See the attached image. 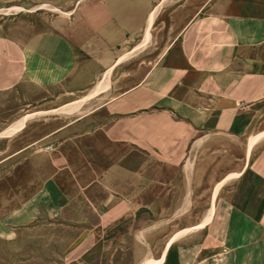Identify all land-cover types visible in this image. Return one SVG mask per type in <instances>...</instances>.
I'll return each mask as SVG.
<instances>
[{"label":"crops","instance_id":"1","mask_svg":"<svg viewBox=\"0 0 264 264\" xmlns=\"http://www.w3.org/2000/svg\"><path fill=\"white\" fill-rule=\"evenodd\" d=\"M184 5L0 28V93L24 102L0 124V264H264V12Z\"/></svg>","mask_w":264,"mask_h":264},{"label":"rangeland","instance_id":"2","mask_svg":"<svg viewBox=\"0 0 264 264\" xmlns=\"http://www.w3.org/2000/svg\"><path fill=\"white\" fill-rule=\"evenodd\" d=\"M77 0H0V28L6 26V22L12 21H26L32 24V28L41 29L53 21L55 16L65 18L74 3ZM185 5L182 7L183 14L190 17L199 10H217L227 9L232 13L237 14H261L264 12V0H183ZM162 18V17H160ZM162 22L159 20L158 24ZM160 29L154 30L156 35H159L155 40L148 32L143 41L144 48L150 45L152 49L149 53L143 54L144 64L141 69L142 74H145L151 65L161 56L163 49L166 46L170 35L174 34L172 28L173 21H168L167 24L162 23ZM156 42V47L153 45ZM84 101V100H83ZM82 101V102H83ZM24 105L23 101L14 99L13 94L0 93V124L6 123L12 112L20 106ZM62 148L68 153L72 154L74 159H79V154L71 144H64ZM121 152L115 150V154L119 155ZM6 172H4L5 174ZM9 183H14L11 179ZM8 181L5 179L0 182V188H7ZM50 264V263H48ZM58 264V263H53Z\"/></svg>","mask_w":264,"mask_h":264},{"label":"bare ground","instance_id":"3","mask_svg":"<svg viewBox=\"0 0 264 264\" xmlns=\"http://www.w3.org/2000/svg\"><path fill=\"white\" fill-rule=\"evenodd\" d=\"M76 106V105H75ZM74 107V106H73ZM75 108V107H74ZM80 110V109H79ZM74 112H76V110H74ZM21 124H23V123H21ZM21 126V125H20ZM18 130V129H17ZM14 131H16V130H14ZM13 132V131H12ZM12 132H8L6 135H9V134H11Z\"/></svg>","mask_w":264,"mask_h":264}]
</instances>
